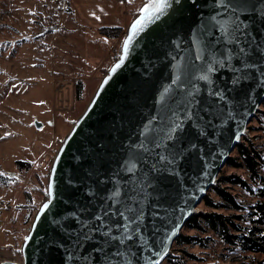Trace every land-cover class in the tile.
I'll return each mask as SVG.
<instances>
[{
    "label": "snow or ice",
    "instance_id": "1",
    "mask_svg": "<svg viewBox=\"0 0 264 264\" xmlns=\"http://www.w3.org/2000/svg\"><path fill=\"white\" fill-rule=\"evenodd\" d=\"M149 44L151 55L147 65L141 61L142 68L147 72L157 67L154 60L170 57L161 67L171 66V82L154 91L151 114L141 111L146 105L136 87L108 116L87 109L101 118L88 125L92 131L83 142L73 141L72 171L56 193L49 184L40 208L44 214L55 201L70 209L54 213L52 234L46 231L48 239L40 238L49 264H162L169 253L156 247V237L174 215L157 211L171 197L166 181L176 180L183 164L193 161L201 177L209 176L206 158L215 157L217 142L227 136L220 145L226 147L241 139L229 122L243 125L244 117L261 111L264 0H148L130 23L110 72L116 75L125 66L134 45L147 53ZM113 75L102 82L101 91ZM155 75L141 74V79L148 83ZM149 202L150 225L145 219ZM178 228L177 221L173 229Z\"/></svg>",
    "mask_w": 264,
    "mask_h": 264
},
{
    "label": "rangeland",
    "instance_id": "2",
    "mask_svg": "<svg viewBox=\"0 0 264 264\" xmlns=\"http://www.w3.org/2000/svg\"><path fill=\"white\" fill-rule=\"evenodd\" d=\"M146 2L0 0V173H4L0 199L11 202L0 246L22 249L48 198L51 168L75 125L72 122L80 118L118 59L129 25ZM106 26H121L123 31L108 36L102 32ZM35 120L43 123L41 128ZM259 121L254 117L249 126ZM247 135L264 150V130H250ZM18 159L30 162V168H18ZM221 172L249 178L245 168L225 165ZM232 191L246 210L257 199L240 186ZM205 208L202 201L198 210ZM208 234L212 235L208 246H184L195 255L187 257L188 264H235L246 257L239 246L228 247L216 234ZM162 264L170 263L165 258Z\"/></svg>",
    "mask_w": 264,
    "mask_h": 264
},
{
    "label": "water",
    "instance_id": "3",
    "mask_svg": "<svg viewBox=\"0 0 264 264\" xmlns=\"http://www.w3.org/2000/svg\"><path fill=\"white\" fill-rule=\"evenodd\" d=\"M156 43L159 44V41H157ZM148 55H151V44H149V51L147 53L143 51V46L136 47L134 45L133 49L130 51L129 58L128 61H126L125 66L121 70H119L116 75H113L110 72V69L108 70L102 82L107 78V76L113 75V80L109 82L110 86L106 85L105 91H101L99 86L92 101L89 103L85 111L75 123L70 133L67 135L56 155L49 177V184L53 183L54 185V193H56L64 185L66 177L72 171V167L74 164L72 156L75 153V149L77 147V145L73 141L75 140L83 142L85 136L92 131V129L88 127V125L95 126V122L101 118L96 114L89 113L87 109L91 108L93 109L94 113L102 112L103 116H108V114L114 110V106L116 104H124V95L131 91L132 87H136L138 95L142 97L141 104L146 105V107L141 108V111L145 114L152 113V111L154 110V101L152 98L154 91L156 89L163 91V86L171 82L170 74L172 69L170 65L167 70L161 67V65L163 64H168V61L170 60V57L168 59L161 57L160 60L153 61V63H155L157 67H148L147 72H145L144 68H142L141 66V61H144V64L147 65L148 62L146 56ZM117 61L118 59L114 62V64ZM152 73H157V75L152 76V79L148 83H144L141 79V74L148 76L152 75ZM156 94L158 95V93ZM101 97L103 98L101 99ZM93 101H95L99 106L96 107V104H94ZM256 114L257 112H254L251 116L244 117L243 125L239 124L237 121L229 122L230 128L241 134V139L239 141L232 140L231 143H227L226 147H221L220 145L224 144V142L227 140V136L217 142V145L212 149V151L216 154L215 157L208 156L206 158L207 163L211 165L210 168L206 169V171L210 173L209 176L201 177V169L197 167L195 161H193L191 163L186 162L185 164H183V170L180 172V175L176 180L166 181L171 197L163 203V208L157 209V211H160L161 216H164V209H167L169 213L174 212V215H172V219L162 227L161 234L156 237L157 248L164 246L166 247L168 253L171 252L176 238L179 236L186 222L191 218V216L199 211V205L202 203L209 189L215 184L212 183V180H215L217 182L222 168L226 165L227 160L232 155V152L237 144L246 134L249 124L256 116ZM89 115H91V119H88ZM135 123L136 120L134 118L133 125H135ZM35 125L37 128H41L43 123L39 120H35ZM81 129L83 130V134H80ZM201 146H204L203 143H201ZM205 151H208L206 147ZM149 191H151V189H149ZM46 202L47 200H45L43 204ZM42 205L40 206V208L42 207ZM150 205L151 202L148 203V206H146L145 209V219L149 223V225L152 222L150 218L153 211V207ZM170 205L171 207H169ZM40 208L36 213L31 230L28 234V236L33 237V239L25 240L22 246L24 264H49L48 250L40 242V238L44 237V239H48V236L45 235L46 231L48 235L52 234V229L51 227H49V221L52 220L54 213H56L57 211L61 213L70 211V209L66 210L64 205L57 204L55 201L44 214H40ZM38 215H40L39 220L36 219ZM45 216L47 217V219H45ZM56 218L59 219L60 217ZM177 221L179 222V228L173 229V224ZM144 236L146 241L151 242V238L148 236L147 231H145ZM160 240H163V245L159 243ZM145 255H147V253H145ZM0 264L18 263H15L11 260H4ZM69 264H71V262H69Z\"/></svg>",
    "mask_w": 264,
    "mask_h": 264
},
{
    "label": "trees",
    "instance_id": "4",
    "mask_svg": "<svg viewBox=\"0 0 264 264\" xmlns=\"http://www.w3.org/2000/svg\"><path fill=\"white\" fill-rule=\"evenodd\" d=\"M122 31L121 26L102 28L104 34L112 37L119 36ZM249 128L261 130L257 125H250ZM235 148L236 153L229 157L226 165L245 168L249 178L234 172H220L217 182L203 199L207 208L193 214L184 226L185 229H194L197 233L181 231L166 257L170 264H188L187 257L195 258V255L189 253L184 246L189 244L208 246L212 239L209 232L219 236L228 247L239 246L245 253L246 257L238 259L235 264H264V258L258 256L264 254V174L261 171L264 165V150L257 146L253 136L247 134ZM16 166L29 169L31 163L18 159ZM234 186H240L250 195L257 197L247 210L233 193ZM205 233L206 235H202ZM177 251L181 254H177Z\"/></svg>",
    "mask_w": 264,
    "mask_h": 264
},
{
    "label": "built area",
    "instance_id": "5",
    "mask_svg": "<svg viewBox=\"0 0 264 264\" xmlns=\"http://www.w3.org/2000/svg\"><path fill=\"white\" fill-rule=\"evenodd\" d=\"M262 106L264 108V104L261 105V111L257 112L255 118H259V124L257 126L261 127V130H264V110H262ZM250 128L248 127L246 134L250 133ZM261 171L264 174V165L261 167ZM11 206L10 201H6L4 199H0V235L4 232V228L6 225V213ZM2 245V244H1ZM18 248H14L9 245L0 246V263L4 260H11L18 264H24V255L22 249L17 251Z\"/></svg>",
    "mask_w": 264,
    "mask_h": 264
}]
</instances>
